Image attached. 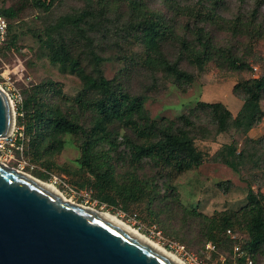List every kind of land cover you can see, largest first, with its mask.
Segmentation results:
<instances>
[{
	"label": "rangeland",
	"instance_id": "374dc122",
	"mask_svg": "<svg viewBox=\"0 0 264 264\" xmlns=\"http://www.w3.org/2000/svg\"><path fill=\"white\" fill-rule=\"evenodd\" d=\"M30 1L0 0L3 7L23 6L7 36V40L15 38V43L0 48V89L12 103L18 128L9 153L0 154V163L51 185L68 202L116 216L186 264L185 256L174 244L183 245L188 252L206 260L209 255L205 251L207 242L202 219L192 212L207 218L224 212H240L247 204L250 190L264 195V115L246 134L235 128L217 133L208 119L201 116L191 136L196 148L204 155L203 164L172 179L168 176L178 202L163 197L166 179L158 177L148 161L137 165L130 163L122 143L110 153L115 185L101 193L92 186V174L80 163L83 135H60L53 142L52 150L46 151L43 149L46 145H41L38 155L28 146L30 137L25 133L26 124L35 111L54 107L76 118L87 130L94 118L92 112L75 103L82 91L79 78L50 64L47 49L37 36L44 38L46 33L54 31L59 19L65 15L73 16L88 8L106 12L102 25L88 33L93 39L90 46L73 31H58L68 42L75 44L74 52L82 58L88 72H91L89 62L93 52L102 58L100 70L103 76L122 78L132 95L144 97V107L154 120L176 119L187 114L197 102L221 103L236 116L243 104V95L234 92L235 84L264 74V30L262 35H257L259 32L251 28L235 33L232 23L228 22L236 18L244 24L255 22L254 28L259 30V23L264 22V0H145L147 10L164 16L166 24L173 28L174 34L164 41L162 50L169 61H178L179 68L193 76V83L185 91L162 73L141 66L142 50L129 29L133 21L127 3L60 0L44 11L35 9ZM211 7L215 12L210 17L207 10ZM198 12L202 15L198 16ZM197 28H203L215 47L230 51L250 68L231 70L219 58L206 63L202 69L191 65L180 46L182 40L191 48L195 46ZM28 101L30 108L25 110ZM260 106L264 113V99ZM114 131L119 134L118 141L122 136L135 140L132 133L119 126H115ZM224 146H235L244 152L238 170L217 159L216 154ZM107 149V145L97 146L98 152ZM132 177L140 180L156 178V200L149 202L126 197L125 187ZM224 252L218 250L216 259Z\"/></svg>",
	"mask_w": 264,
	"mask_h": 264
},
{
	"label": "trees",
	"instance_id": "16d2710c",
	"mask_svg": "<svg viewBox=\"0 0 264 264\" xmlns=\"http://www.w3.org/2000/svg\"><path fill=\"white\" fill-rule=\"evenodd\" d=\"M57 1L60 0H31L30 2L37 10L48 11ZM113 1L128 4L130 20L133 21L129 29H132L134 40L140 44L142 50L141 66L151 72L162 73L178 88L185 91L193 83L194 78L179 68L178 61H169L162 50L164 41L174 34L173 28L166 24L164 16L149 12L145 0ZM22 11L23 6L0 5V14L8 23L7 36ZM207 11L211 17L215 9L211 7ZM105 14L106 12L88 8L73 16L65 15L59 19L58 27L54 31L46 33L44 38L37 36L47 49L49 63L58 65L79 78L82 91L75 99V103L84 110L92 112L94 118L87 130L76 118L54 107L35 111L26 124L25 133L30 137L28 146L38 155L41 145H46L43 148H46V151L52 150L53 142L60 135H83L80 163L92 174L94 178L92 186L101 193H105L115 185L109 161L110 153L116 151L118 145L122 143L127 149L130 163L137 165L144 160L148 161L155 170V174L162 180L166 179L163 197L178 202L171 179L197 169L204 162V155L196 148L191 136L197 123L201 121V116L208 119L217 133H224L235 128L241 129L246 134L261 122L264 115L260 106L261 100L264 99V74L235 84L234 92L243 95V104L236 116H233L221 103L197 102L187 114L176 119H151L144 107V97L132 95L122 78H105L100 70L102 58L93 52L89 62L91 72H88L82 58L74 52L75 44L68 42L58 32L73 31L90 46L93 39L88 36V33L95 32L102 25ZM201 15L202 13L198 12V16ZM95 23L98 25L94 26ZM228 23H232L235 33L241 29L251 28L259 32L257 35H262L261 31L264 30V22L259 23V30L254 28L255 22L244 24L238 18ZM196 31L194 47L191 48L184 40L181 41L180 46L182 54L186 53L191 65L202 69L206 63L219 58L224 60L231 70L244 71L250 68L245 62L236 59L230 51L215 47L203 28H197ZM175 37L179 38L176 35ZM14 43L15 38L10 40L6 38L1 48ZM29 108L28 101L24 109L29 110ZM115 126L132 133L135 140L122 136L121 141H118L119 134L114 131ZM246 140L257 143L251 139ZM99 145H107L108 149L98 152ZM244 155V152L238 151L235 146H224L216 154L218 160L234 170L239 169ZM129 182L124 191L126 197L131 196L140 201L147 199L149 202L156 200V178L140 180L132 177ZM192 213L202 219L201 226L205 231L203 236L207 242L206 245L210 243L214 246V251H207L205 245V251L209 255L207 259L215 260L218 250L221 249L225 251L221 255L230 258L233 242L225 235L227 229L246 236L248 242L243 245V248L256 260L264 259V195L260 192L250 190L247 204L240 212H224L212 218Z\"/></svg>",
	"mask_w": 264,
	"mask_h": 264
},
{
	"label": "water",
	"instance_id": "95a60500",
	"mask_svg": "<svg viewBox=\"0 0 264 264\" xmlns=\"http://www.w3.org/2000/svg\"><path fill=\"white\" fill-rule=\"evenodd\" d=\"M15 115L0 89V138ZM0 264H177L97 211L0 163Z\"/></svg>",
	"mask_w": 264,
	"mask_h": 264
},
{
	"label": "built area",
	"instance_id": "2783aa9c",
	"mask_svg": "<svg viewBox=\"0 0 264 264\" xmlns=\"http://www.w3.org/2000/svg\"><path fill=\"white\" fill-rule=\"evenodd\" d=\"M7 26L8 23L6 19L0 14V48L6 42ZM17 129L18 128H16V126L14 125L13 131L8 137L0 138L1 155L9 153V146H12L13 137ZM1 164L6 166V164L4 163ZM225 235L233 242L230 258L221 255L218 259L215 260H201L193 253L188 252L183 245L174 244V247L179 252H182L188 264H264V259L256 260L248 253L247 250L243 248V245L248 242V238L246 236L235 233L231 229H227L225 231ZM206 250L214 251V246L209 243L206 245Z\"/></svg>",
	"mask_w": 264,
	"mask_h": 264
},
{
	"label": "bare ground",
	"instance_id": "6f19581e",
	"mask_svg": "<svg viewBox=\"0 0 264 264\" xmlns=\"http://www.w3.org/2000/svg\"><path fill=\"white\" fill-rule=\"evenodd\" d=\"M12 104V103H11ZM45 188H48L49 190L53 191L54 193H56L60 198H62L63 201L64 200V196L59 193L56 188L51 187V185H48L46 183H42L40 182ZM68 202V201H66ZM70 202V201H69ZM71 203V202H70ZM73 204V203H72ZM101 216H103L104 218H106L107 220H109L110 222H112L113 224L118 225L119 227L123 228L124 230H126L128 233H130L131 235L137 237L138 239L142 240L143 242H145L146 244H148L149 246H151L152 248H154L155 250H157L158 252L166 255L167 257H169L171 260H173L174 262H176L177 264H186L184 263L182 260H180L177 256L169 253L168 251H166L165 249H163L162 247H160L158 244H156L155 242H153L152 240H150L149 238H147L146 236L142 235L139 231L133 229L132 227L128 226L127 224L123 223L120 219H118L116 216L111 215L109 213L106 212H98Z\"/></svg>",
	"mask_w": 264,
	"mask_h": 264
}]
</instances>
